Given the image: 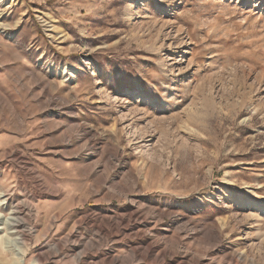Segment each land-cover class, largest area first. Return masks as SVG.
<instances>
[{
	"label": "rangeland",
	"instance_id": "374dc122",
	"mask_svg": "<svg viewBox=\"0 0 264 264\" xmlns=\"http://www.w3.org/2000/svg\"><path fill=\"white\" fill-rule=\"evenodd\" d=\"M0 264H264V0H0Z\"/></svg>",
	"mask_w": 264,
	"mask_h": 264
},
{
	"label": "bare ground",
	"instance_id": "6f19581e",
	"mask_svg": "<svg viewBox=\"0 0 264 264\" xmlns=\"http://www.w3.org/2000/svg\"><path fill=\"white\" fill-rule=\"evenodd\" d=\"M180 5V4H179ZM13 223V222H12ZM19 227V226H18Z\"/></svg>",
	"mask_w": 264,
	"mask_h": 264
}]
</instances>
